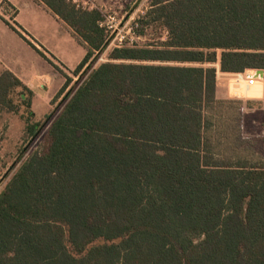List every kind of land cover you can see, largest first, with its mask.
I'll return each mask as SVG.
<instances>
[{
  "label": "trees",
  "instance_id": "16d2710c",
  "mask_svg": "<svg viewBox=\"0 0 264 264\" xmlns=\"http://www.w3.org/2000/svg\"><path fill=\"white\" fill-rule=\"evenodd\" d=\"M39 1L87 52L72 83L5 20L66 80L36 120L33 91L0 75V108L22 113L29 141L49 125L0 191V264H264V154L243 136L264 100L219 98L216 67L264 70V0H152L141 24L166 41L100 64L101 11Z\"/></svg>",
  "mask_w": 264,
  "mask_h": 264
},
{
  "label": "rangeland",
  "instance_id": "374dc122",
  "mask_svg": "<svg viewBox=\"0 0 264 264\" xmlns=\"http://www.w3.org/2000/svg\"><path fill=\"white\" fill-rule=\"evenodd\" d=\"M151 1L152 0H91L93 6L101 11L102 14L117 13L120 19H123L124 22L130 21L131 23L135 20L138 23V28L136 30L137 40H135L134 45L140 47L157 45L167 39V31L159 23L150 25L144 24L145 26L141 24V20L150 9ZM18 28L20 31L23 30L19 26ZM140 30L143 31L142 35L138 32ZM112 49L113 48H110L102 53L98 64L110 61L108 55ZM48 58L58 66L63 73H66L73 78L72 83L79 80V77H74L72 75L75 69V65H73L76 60L75 57H70V59L67 60V63H64L65 61L54 54L49 53ZM66 64H68L69 67ZM216 67H219V65L217 64ZM55 70L60 74L55 77V80L57 82L61 79L65 80L64 74L57 69ZM221 78H225L226 80H222ZM219 82L223 83V85L225 84L223 89L229 93V99L243 101L264 100L262 80H259L256 86L247 90L245 87L246 81L240 80L235 75L220 77ZM49 96H51V94H49ZM62 98L53 104L47 99L39 100L37 98L33 107L36 120H43L48 114L59 108ZM21 114V112L16 114L0 108V191L4 189L7 183L12 179L21 163L26 158L35 151L45 148L49 144V125L43 128L41 135L36 140L30 142V137L25 133V122L21 118ZM243 136L254 146L257 152L264 154V107L259 108L258 106H255L254 108L245 110L243 118ZM24 148L28 149L25 157L22 162L18 163L17 166L13 168L20 152Z\"/></svg>",
  "mask_w": 264,
  "mask_h": 264
},
{
  "label": "crops",
  "instance_id": "0c3cea01",
  "mask_svg": "<svg viewBox=\"0 0 264 264\" xmlns=\"http://www.w3.org/2000/svg\"><path fill=\"white\" fill-rule=\"evenodd\" d=\"M5 20L15 27H21L22 33L38 49L44 51L47 57L49 53L54 54L65 61L64 63H67L70 57H75L73 64L75 68L86 55L85 45L77 39L74 31L41 1L0 0V75L10 71L33 91L32 108L37 98L47 99L52 104L66 79L57 82L55 77L60 74L54 66L17 34ZM253 71L255 70H247L244 74H250ZM217 73V96L229 99V93L223 89L225 84L219 82V79L236 76L238 73H225L220 70V67H217ZM262 83L264 91V79Z\"/></svg>",
  "mask_w": 264,
  "mask_h": 264
},
{
  "label": "built area",
  "instance_id": "2783aa9c",
  "mask_svg": "<svg viewBox=\"0 0 264 264\" xmlns=\"http://www.w3.org/2000/svg\"><path fill=\"white\" fill-rule=\"evenodd\" d=\"M78 8L84 10L96 9L91 0H70ZM100 28L106 33V48L105 51L110 48H122L127 46H134L135 40H137L136 30L138 23L133 20L124 22L120 19L117 13L103 14V18L99 22ZM112 49V50H113ZM218 74V73H217ZM240 80L246 81V90L256 86L259 80L254 76H247V74L240 73L236 74Z\"/></svg>",
  "mask_w": 264,
  "mask_h": 264
},
{
  "label": "water",
  "instance_id": "95a60500",
  "mask_svg": "<svg viewBox=\"0 0 264 264\" xmlns=\"http://www.w3.org/2000/svg\"><path fill=\"white\" fill-rule=\"evenodd\" d=\"M247 76H254L258 79L263 80L264 79V70L262 69H257L255 71H253V73L247 74Z\"/></svg>",
  "mask_w": 264,
  "mask_h": 264
}]
</instances>
